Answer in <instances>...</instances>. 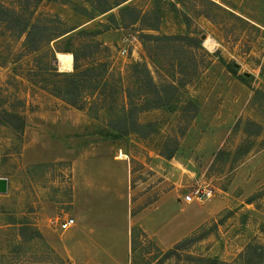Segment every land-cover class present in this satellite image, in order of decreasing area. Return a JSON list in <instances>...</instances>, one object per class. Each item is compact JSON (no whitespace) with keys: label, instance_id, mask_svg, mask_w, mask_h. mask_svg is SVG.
Instances as JSON below:
<instances>
[{"label":"rangeland","instance_id":"374dc122","mask_svg":"<svg viewBox=\"0 0 264 264\" xmlns=\"http://www.w3.org/2000/svg\"><path fill=\"white\" fill-rule=\"evenodd\" d=\"M29 2L35 4L33 22L56 32L35 54L24 52L25 37L16 40L7 22L8 9ZM150 35L190 36L202 48L186 52L148 41ZM74 54L80 70L108 64L107 74L94 72L108 77V89L101 97L83 93L84 110L42 90L40 77H33L35 85L27 80V68L41 76L48 64L73 73ZM137 62L149 64L158 85L169 74L179 78L183 71L174 66L182 62L190 66L191 81L175 95L169 89L162 108L135 116L144 135L116 138L108 124L128 108L125 90L134 88L138 102L152 98L132 77ZM230 62L247 84L228 71ZM3 98L25 103L26 128L20 144L0 126V177L10 180L9 193L0 195V264L64 259L68 241L55 248L39 223L60 240L82 230L79 241L93 259L86 255L78 264H185V254L237 264L248 245L264 248V0H0ZM190 102L199 109L189 113ZM249 120L262 127L259 136L255 127L245 130ZM197 190L213 196L188 206L182 215L190 218L187 227L205 212L211 217L187 236L194 240L180 258L165 259L178 235L169 224L183 218L178 200ZM64 219H75L71 230L50 229L51 220ZM26 223L34 228L22 229ZM146 229L154 235L146 237Z\"/></svg>","mask_w":264,"mask_h":264},{"label":"trees","instance_id":"16d2710c","mask_svg":"<svg viewBox=\"0 0 264 264\" xmlns=\"http://www.w3.org/2000/svg\"><path fill=\"white\" fill-rule=\"evenodd\" d=\"M34 1V0H32ZM36 2L42 0H35ZM34 10L35 4L29 2L27 5L20 7L19 10L12 8L8 9V13L11 14L9 20H7L8 24L11 26V31L13 35L16 37V40L19 41L25 37L24 42L22 43V47L25 53L35 54L39 53L45 47H47L51 41L54 39V35L56 32H48L50 30L48 26H43L39 21L33 22L34 18ZM22 14V15H21ZM148 41H156V42H165L168 46H175L183 49L186 52H190L191 49L194 48H202V43L197 38H193L190 36H147ZM72 39H68L65 43H69ZM147 54L149 57H152V49L146 48ZM72 50L67 48L65 52L69 53ZM75 56V68L74 72L71 74L59 73L55 68H50V64L41 70L44 72L43 75H37L36 71L32 68H27V80L32 84H36L32 82L33 77H40V81L36 85H40V88L46 92H49L53 96L61 99L67 105L76 108L78 110H84L86 102L83 97V93L86 91L91 92L92 95L97 94V97L102 94L103 89H108V77L102 76L99 77L94 75V72L98 69H103L107 74L108 64L106 62L99 63L97 66L92 68H88L86 70H80L78 66L79 58L77 54ZM17 59H14L13 63H18ZM168 63V61H167ZM172 63V62H171ZM156 66L157 63H154ZM169 65V64H167ZM171 65V64H170ZM174 65V64H172ZM179 65V66H178ZM175 64V68H180L183 71L180 77L171 78V75H167L163 77V84L167 86L158 85L155 81V77L153 76V72L151 71L148 63L137 62L131 67L132 77L139 80H136V83H140L142 88L148 90V94L152 95V98H147L143 100V102H138L135 98L134 88L129 87L125 90L126 99L128 108L124 109L122 116L113 118L110 120L108 127L111 129L112 133H114L116 138H122L128 136L130 133H137L140 135H144L139 132L140 124L135 120V116L140 113L150 111L151 109H160L165 105L166 100L169 98H162L164 94H168L169 89L172 93H175L182 87H186V83L189 84L191 81V72L189 69L190 66L186 67L182 62ZM184 66V67H183ZM168 67V66H167ZM166 66H163L166 72L170 73ZM228 71L237 77L241 82L247 84L245 79L241 76H238V72L240 66L235 62H230L227 64ZM18 72V67L15 68L14 73L16 75ZM162 75V74H160ZM31 78V79H30ZM116 87V86H115ZM119 88V85H117ZM116 88V89H117ZM163 88V89H162ZM260 91H256V95H258ZM105 94V93H104ZM96 99V98H95ZM8 98L0 99V126H4L11 131V133L16 137L18 143H22L24 132L26 128V120L24 117V109L25 103L22 100L14 99L12 102H6ZM8 104V108L5 105ZM100 102L94 101L93 105H98ZM104 105L105 102H102ZM195 105V106H194ZM192 108H195L197 111L199 106L195 103L190 102L187 111L192 113ZM190 109V110H189ZM195 110L193 112H195ZM252 127H255L254 136H259L262 131V127L252 121L249 120L246 123L245 130L250 132ZM223 154V151H219L216 154V157H219ZM24 230H28L34 228L32 224L26 223L23 224ZM38 236L43 238L42 234L36 229L35 230ZM142 233L147 237V233L143 230ZM194 240V237H187L177 244H175L172 248H170L167 252H163L160 250V253H164L165 259H171L174 257H181L180 251L184 250L185 247ZM241 263L237 264H262L264 259V248L259 245L250 244L247 246V250L240 254ZM185 264H223L218 259H210L205 257H195L191 254H185ZM163 263V262H162ZM59 264H70L68 261L60 258Z\"/></svg>","mask_w":264,"mask_h":264},{"label":"crops","instance_id":"0c3cea01","mask_svg":"<svg viewBox=\"0 0 264 264\" xmlns=\"http://www.w3.org/2000/svg\"><path fill=\"white\" fill-rule=\"evenodd\" d=\"M178 202H179L180 207H182V208H179V213H181V217H183V218L178 223H177V220H179L180 217L177 218L176 220H173L172 222H170L169 225H173L175 223V225L173 226L171 231L178 232V235L171 242V244L167 245V246H173L174 244L178 243L179 241L185 239L189 234H191L193 231H195L197 228H199L201 225H203L211 217L210 214L205 212L204 215L201 217L202 221L200 220L192 228L187 227L188 222H190V218L188 216L184 217L182 215L186 214L187 208L190 205V203H187L184 198L179 199ZM51 221L53 222V220H51ZM52 222H51L52 226L51 225L49 226L51 230H53L52 227H54ZM38 225L40 226L41 232L43 233V235L45 236L47 241L49 243H51L55 248H58V246L55 245V242L60 241L59 242L60 244H64L65 241L66 242L68 241L69 246H66V247H69V249L67 250L69 253L61 252V255L70 264L81 263L80 262L81 257H83V256L86 257V255L88 257V260L91 263L93 256H91V254L88 256V253H86L85 249H88L86 247V242L79 241L84 236V235L83 236L81 235L82 230L80 231L78 229H74V230H72L70 237L67 240H60V239H56L55 237H53V235L51 234L48 227L44 226V228H41L40 223ZM71 228H72V226L65 231H69V230H71ZM146 233L154 235V233H152V231L150 229H146ZM59 247H61V246H59ZM94 257L98 258V261L102 260L100 253L98 251H95ZM100 263H102V262H100Z\"/></svg>","mask_w":264,"mask_h":264},{"label":"built area","instance_id":"2783aa9c","mask_svg":"<svg viewBox=\"0 0 264 264\" xmlns=\"http://www.w3.org/2000/svg\"><path fill=\"white\" fill-rule=\"evenodd\" d=\"M127 50H123L122 54H126ZM213 196V192L211 190L203 191L197 190L194 193L187 195L184 199L187 203H195L196 201H205L209 200ZM53 225H56L61 230H67L70 228L74 223L75 219H68V220H53Z\"/></svg>","mask_w":264,"mask_h":264},{"label":"water","instance_id":"95a60500","mask_svg":"<svg viewBox=\"0 0 264 264\" xmlns=\"http://www.w3.org/2000/svg\"><path fill=\"white\" fill-rule=\"evenodd\" d=\"M59 65V61L56 62ZM10 180L7 177H0V195H7L9 193Z\"/></svg>","mask_w":264,"mask_h":264},{"label":"bare ground","instance_id":"6f19581e","mask_svg":"<svg viewBox=\"0 0 264 264\" xmlns=\"http://www.w3.org/2000/svg\"><path fill=\"white\" fill-rule=\"evenodd\" d=\"M210 39V38H209ZM209 39H207L206 41H205V44H206V46H208L209 48H213V44L210 42V40ZM59 61V60H58ZM122 157H125L124 155H121V158Z\"/></svg>","mask_w":264,"mask_h":264}]
</instances>
